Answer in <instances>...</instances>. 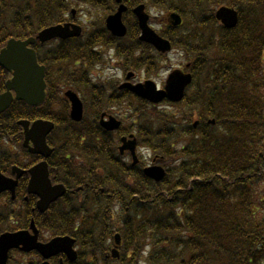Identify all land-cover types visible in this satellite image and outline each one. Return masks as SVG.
Returning <instances> with one entry per match:
<instances>
[{"label":"trees","instance_id":"16d2710c","mask_svg":"<svg viewBox=\"0 0 264 264\" xmlns=\"http://www.w3.org/2000/svg\"><path fill=\"white\" fill-rule=\"evenodd\" d=\"M56 1L19 0L35 22L30 30L57 22L63 5ZM95 1L101 5L92 0L93 6ZM129 1L183 19L180 27L160 32L183 53L193 76L183 101L166 103L180 111L155 112L136 100L137 116L125 117L136 124L139 143L160 158L166 177L161 183L146 179L117 155L113 135L72 123L63 131L65 146L82 143L91 173L83 180L74 172L72 186L85 182L89 190L81 201L65 195L44 216L29 209L28 219L42 217L41 226L51 235L73 237L79 250L75 264H113L106 256L114 231L122 237L117 264H264V0ZM221 6L237 10L233 30L215 21ZM135 31L136 24L130 27ZM137 44L144 56L138 69L158 70L163 56ZM53 65L55 78L73 82L67 61ZM35 115L22 111V119ZM55 124L59 129L61 122Z\"/></svg>","mask_w":264,"mask_h":264},{"label":"flooded vegetation","instance_id":"af4514ba","mask_svg":"<svg viewBox=\"0 0 264 264\" xmlns=\"http://www.w3.org/2000/svg\"><path fill=\"white\" fill-rule=\"evenodd\" d=\"M107 1L109 0H101L100 4ZM0 2H3V0H0ZM56 2L59 3L60 0ZM61 3L63 7L60 13L56 15L57 22L48 26V28L58 25H74L81 27L82 31L79 37L56 38L44 43L37 41L33 46H28V49L35 53L37 63L46 70V89L43 103L33 107L26 104L22 105V100L18 99V96L22 97V77L18 75L15 77V74L20 75L21 70L17 73L15 71L16 68L10 67V62L12 60L15 63L22 62V50L20 53L17 50H13L7 55V61H4L3 65L0 64V97H5L0 102V235L22 232V229L25 230L27 227L25 226L26 222L28 223L27 216L30 213L29 209L31 212L37 210L39 199L36 190L38 188H33L32 186L33 192L30 189V171L37 165L46 164L50 185L52 187L63 186L66 189V195L70 196L71 201H81L85 196L84 189L89 190V184L85 182L79 183L76 187L72 186L74 180L78 178L75 173L82 179L91 173L88 170L89 167L82 143H79L76 148L65 146V141L62 138L63 131L68 130L69 126L75 125L69 122L72 104L66 97L67 92H74L82 103L85 129L91 127L86 118L89 114L93 115L91 119L94 123L93 127L96 126V121L99 126V117L102 115L120 117L122 112L127 111L128 115L137 116L138 106L136 99L130 92L120 87L126 82L131 84L138 83L136 79L128 81L126 77L130 72L124 70V65L126 67L130 64L134 65L133 62L137 56V50L132 47L130 38L129 44L122 48L123 43L126 44L125 39L113 37L103 28L101 23L91 24L89 13H85L83 22L78 23L76 21V10L71 5L72 1L61 0ZM87 5L86 8L90 10L91 4L88 1ZM26 26V16H22V12H19L16 14L14 23L9 28L10 30L0 28V54L11 39L22 43V41L29 38L37 37L41 31L47 28L44 27L27 33L24 28ZM29 26H32L31 22H29ZM22 31H24L26 37L24 39H22ZM19 48L22 49V47ZM107 56L112 61L109 66H106V63H108ZM60 61L63 63L67 61L69 64V70L74 74L73 82L66 79L60 81L55 78L53 62L59 63ZM102 69L109 70L111 73L119 72L120 75L116 80L107 82L108 80L105 77L100 76ZM80 80L83 81L84 85L78 83ZM102 80H105V82H102ZM81 89L87 92L88 100L84 101ZM7 95L11 97V100L8 104H5ZM91 110L95 114L94 112L91 113ZM22 111L26 114L35 113L36 115L34 118L22 119ZM38 114L41 116H53L56 121L41 118ZM22 121L29 123L34 121L61 122L60 128L56 127V132L52 131L46 139L47 146L50 149L48 158L30 154L27 149H24ZM121 122L125 125L123 120ZM81 141H84V138ZM96 142H99V140L97 139ZM29 144L32 146L31 143ZM101 152V155L105 152L103 144H101ZM122 159L131 166L128 152L124 153ZM139 161V164H145L141 158H139ZM94 172L102 175L100 169H95ZM90 191H93L92 186ZM49 210L53 211L54 208L50 206L45 213L40 215H46ZM41 218L36 216L35 220V226L38 230V242L46 244L55 237L69 236L67 234L58 236L48 234L49 231L41 226ZM28 228L29 225L26 230ZM17 254V251H11L9 260L11 255ZM28 255L33 258L31 264H42L44 262L37 252H32ZM55 256L49 259V264H70L66 256L61 254Z\"/></svg>","mask_w":264,"mask_h":264},{"label":"water","instance_id":"95a60500","mask_svg":"<svg viewBox=\"0 0 264 264\" xmlns=\"http://www.w3.org/2000/svg\"><path fill=\"white\" fill-rule=\"evenodd\" d=\"M116 2L121 3V0H116ZM125 10V7L121 5L115 15L109 16L106 19V27L114 36L123 37L126 33V29L121 22V15ZM134 14L138 18V24L142 31L140 40L151 44L161 53L168 52L170 50L169 42L161 39L148 28V17L144 14V7H137L134 10ZM215 18L227 29H233L238 22L237 13L233 9L226 7L219 8L215 13ZM170 23L173 26H178L181 23V19L178 15L171 14ZM73 29L76 31L74 33H70L66 27L50 28L40 33L38 39L40 42H44L54 37L66 39L69 35H78V31H80V29L76 27ZM33 42V40H28L25 43L14 44L15 46H22V62L15 63L12 60V62H10V67L16 68L15 71L17 73L21 70L20 75L16 74V76L18 75L19 77H22V97L18 96V99H21L28 105L34 106L39 105L44 100L45 83L44 69L37 65L34 53L26 50V45L32 44ZM4 63V56H2L0 58V64L3 65ZM191 80L192 78L190 74H183L180 70H176L169 75L163 91H157L154 84L151 82H145L144 85H137L135 87H130L128 85L126 87H128L129 90H131V92L137 97L152 104H158L163 100L178 103L183 99L184 91L191 83ZM66 96L72 104V120L77 122L80 121L82 118V107L80 102L71 92L66 93ZM3 100V98H0V102ZM9 101L10 98L8 97L5 104ZM209 123L214 124L213 121H210ZM21 125L25 136L24 147L28 148V152L48 158L50 150L46 145V136L53 128L52 123L36 121L29 128V123L22 121ZM101 125L109 132L118 129L119 127V123L112 118H109L107 123L101 122ZM194 125L196 126L197 123ZM29 142L33 144V147H28ZM122 142L123 146L120 148V151L129 150L133 154L136 143L135 140L126 142V139H122ZM30 174L31 192H33V188H38V190L35 189L38 197L40 198V201L37 203V207L40 213H44L51 203L55 202L64 195L65 190L61 185L51 187L45 163H41L34 167L30 171ZM144 174L155 182H160L164 178V170L160 167L147 168L144 170ZM31 231L32 234L22 231L17 234L3 235L0 237V264H6L7 254L11 249H20L22 252L27 253L37 251L46 259L57 255L58 253H63L68 257L69 261L73 262L76 260V253L72 250L74 240L67 237L56 238L50 243L43 245L37 243V232L33 225H31ZM119 242V236L116 235L115 244L118 245ZM112 257L118 258L115 249L112 251Z\"/></svg>","mask_w":264,"mask_h":264},{"label":"rangeland","instance_id":"374dc122","mask_svg":"<svg viewBox=\"0 0 264 264\" xmlns=\"http://www.w3.org/2000/svg\"><path fill=\"white\" fill-rule=\"evenodd\" d=\"M10 1L14 2L15 0H10ZM71 1L73 5L72 8L76 10V21L78 23L83 22L85 13L90 14V20L92 23L97 22L99 18H101V20L98 21L96 24H99L102 21V19L106 16V10L104 8L98 7L97 9L91 8L89 10V8H86L88 5H82V4L77 5L76 1L78 0H71ZM146 12L150 16V18H152V20H150V26L152 27L154 31L161 32L162 30L165 29L166 18H167L168 13L162 12L161 10H155L154 8H147ZM9 19H10V14H7L2 21L8 22ZM108 56H107L108 63H106V66H109V64H111L112 62ZM187 65H188V61H186L185 56L182 54L180 50L175 49V50H172L170 53L164 55V57L160 60L157 73H152L147 78V75L145 74V72L140 71L139 73H136V76H137L136 81L142 83L143 81L150 80L156 85L157 88H162L169 73H171L175 69L184 70ZM100 72H101L100 76L105 77L108 80L107 82L116 80V78L120 75L119 72L111 73L109 72V70H105V69H102ZM102 82H105V80H102ZM81 91H82L81 94L84 97V101L88 100L87 92L84 91L83 89H81ZM89 102H90V98H89ZM154 111L155 112L166 111L167 113L177 114L180 110L179 108H168V107L163 106V107H160L159 109H155ZM90 112L93 113L94 111L91 110ZM127 115H128V112L125 111V112H122V114H120V117L125 118V116ZM86 118L89 121L93 118V115L89 114L88 116H86ZM125 126L127 128L131 126L128 120L125 123ZM137 155L139 158H141V160L145 162V164L150 163V157H149L150 152H148L145 148L138 149ZM119 211L120 210L118 208L114 209L113 214L115 218H119V215H120ZM119 225H121V223ZM12 260L13 261L11 264H31L33 262V258L29 256H25V257L24 256L22 257L14 256ZM140 264H144V262L142 261Z\"/></svg>","mask_w":264,"mask_h":264}]
</instances>
